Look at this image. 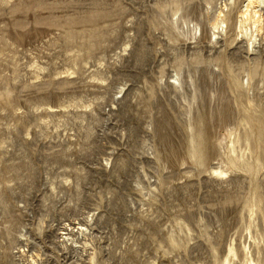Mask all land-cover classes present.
<instances>
[{
    "label": "rangeland",
    "instance_id": "obj_1",
    "mask_svg": "<svg viewBox=\"0 0 264 264\" xmlns=\"http://www.w3.org/2000/svg\"><path fill=\"white\" fill-rule=\"evenodd\" d=\"M244 1L0 0V264H264Z\"/></svg>",
    "mask_w": 264,
    "mask_h": 264
},
{
    "label": "bare ground",
    "instance_id": "obj_2",
    "mask_svg": "<svg viewBox=\"0 0 264 264\" xmlns=\"http://www.w3.org/2000/svg\"><path fill=\"white\" fill-rule=\"evenodd\" d=\"M263 5H264V0H245L244 4L242 5V7L238 13V17H237L236 24H235V31L237 34H239V36L240 35L242 36V41L247 42L249 51H250V49H251V51L252 50L255 51L257 45H261V41L264 42V13H263V9H260V8H263L262 7ZM226 9L228 10V5H225V9L218 11V13L214 16V18H212V19L209 18V22H210L212 29L214 31L213 36H215L217 38H219L221 33H224V29H223L224 26H226V30H225L226 35L227 36L229 35L227 13L225 11ZM179 21H181V18H179V20H177V23H176L177 27L176 28H180ZM184 21H185L184 25H187L188 21L186 22L185 19H184ZM173 23L174 22H172V25H170V26H173L174 25ZM196 26L198 27L199 25H196ZM221 29H223V30L221 31ZM171 30H175V28L174 29L171 28ZM177 31L178 30H176V32ZM249 81H253L252 76H250ZM178 82L180 84H182L180 79H178ZM249 85L251 87L250 83H249ZM192 148H193V146H192ZM222 174H225V173L222 172ZM82 230L85 231V230H87V228L81 227V231ZM88 231H89V229L87 230V232ZM21 236L23 238H26L25 235H23V234H21ZM66 238H68V237H66ZM68 239H70V238H68ZM22 252L23 251H21V253ZM90 263H91V258H90ZM33 264H40V263L38 260L33 259Z\"/></svg>",
    "mask_w": 264,
    "mask_h": 264
}]
</instances>
